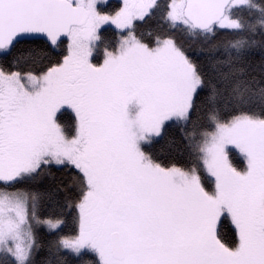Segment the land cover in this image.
I'll return each instance as SVG.
<instances>
[{
  "label": "snow or ice",
  "instance_id": "6c2138e0",
  "mask_svg": "<svg viewBox=\"0 0 264 264\" xmlns=\"http://www.w3.org/2000/svg\"><path fill=\"white\" fill-rule=\"evenodd\" d=\"M0 264H264V0H0Z\"/></svg>",
  "mask_w": 264,
  "mask_h": 264
}]
</instances>
